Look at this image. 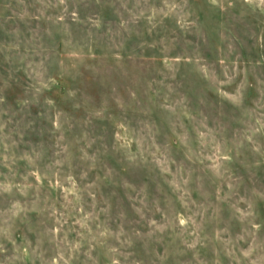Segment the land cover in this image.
<instances>
[{
	"label": "rangeland",
	"instance_id": "1",
	"mask_svg": "<svg viewBox=\"0 0 264 264\" xmlns=\"http://www.w3.org/2000/svg\"><path fill=\"white\" fill-rule=\"evenodd\" d=\"M0 264H264V0H0Z\"/></svg>",
	"mask_w": 264,
	"mask_h": 264
}]
</instances>
